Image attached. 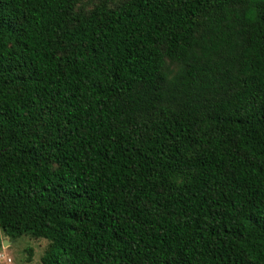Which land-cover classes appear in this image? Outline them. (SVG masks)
Listing matches in <instances>:
<instances>
[{
  "label": "trees",
  "instance_id": "obj_1",
  "mask_svg": "<svg viewBox=\"0 0 264 264\" xmlns=\"http://www.w3.org/2000/svg\"><path fill=\"white\" fill-rule=\"evenodd\" d=\"M0 227L42 264H264V0H0Z\"/></svg>",
  "mask_w": 264,
  "mask_h": 264
},
{
  "label": "rangeland",
  "instance_id": "obj_2",
  "mask_svg": "<svg viewBox=\"0 0 264 264\" xmlns=\"http://www.w3.org/2000/svg\"><path fill=\"white\" fill-rule=\"evenodd\" d=\"M48 247L47 240L33 239L30 236L10 239L0 227V264H42Z\"/></svg>",
  "mask_w": 264,
  "mask_h": 264
},
{
  "label": "water",
  "instance_id": "obj_3",
  "mask_svg": "<svg viewBox=\"0 0 264 264\" xmlns=\"http://www.w3.org/2000/svg\"><path fill=\"white\" fill-rule=\"evenodd\" d=\"M7 243H8V242L6 241V242H5V245H7Z\"/></svg>",
  "mask_w": 264,
  "mask_h": 264
}]
</instances>
